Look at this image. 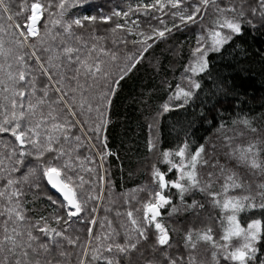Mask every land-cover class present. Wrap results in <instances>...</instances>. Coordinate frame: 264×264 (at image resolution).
Here are the masks:
<instances>
[{
	"label": "snow or ice",
	"instance_id": "6c2138e0",
	"mask_svg": "<svg viewBox=\"0 0 264 264\" xmlns=\"http://www.w3.org/2000/svg\"><path fill=\"white\" fill-rule=\"evenodd\" d=\"M84 2L0 0V264H264V116L258 126L247 117L216 125L201 111L213 136L185 131L169 150L151 134L174 104L198 98L202 74L206 99L228 95L208 72L209 53L245 26L264 29V0H137L76 15ZM193 26L181 82L148 117V183L130 190L114 226L97 216L112 97L154 46ZM109 36L124 51L106 47Z\"/></svg>",
	"mask_w": 264,
	"mask_h": 264
},
{
	"label": "trees",
	"instance_id": "16d2710c",
	"mask_svg": "<svg viewBox=\"0 0 264 264\" xmlns=\"http://www.w3.org/2000/svg\"><path fill=\"white\" fill-rule=\"evenodd\" d=\"M136 3L137 0H85L82 6L73 11L78 16L95 15L101 11L110 14L113 10H127L129 4L135 7ZM131 19H136V16H131ZM199 32L200 29L193 26L192 31L175 32L172 38L159 42L137 66V70L121 81L117 94L112 97L108 112V148L105 150L112 155L105 158L104 165L108 169L107 179L111 188L109 184L103 185L104 198L97 202L99 219L107 215L109 220L114 221V226L118 225L126 217L117 218L116 213L127 211L126 201L132 195L130 190L148 183L146 158H151L146 148L151 123L148 117L171 94L168 84L172 85L174 91L175 85L181 82ZM99 34H105L103 28ZM104 43L110 49L124 51L119 43L113 44L111 36ZM128 48L131 49V44ZM208 59V72L212 78L219 77L226 82L228 95L220 94L211 100L206 99L211 87L210 78L207 74H202V79L197 77L204 86L198 98L182 108L174 104L173 111L160 117L151 129V134L158 137L163 150L175 149L184 138L185 131L196 140L213 136L215 128L199 119L201 111L206 112L209 120L214 116L216 125L221 119L230 124L232 120L247 117L258 126L264 116V29L253 31L245 26L242 35L234 37L221 53H209ZM189 122H192L190 128L187 127ZM158 167L166 166L158 164ZM106 208L109 209L107 213ZM76 227L81 241L87 243L84 225L77 223ZM94 231H102L99 224L94 226Z\"/></svg>",
	"mask_w": 264,
	"mask_h": 264
}]
</instances>
